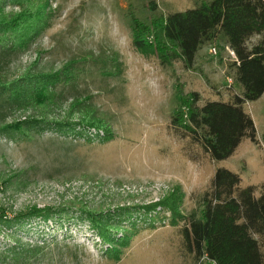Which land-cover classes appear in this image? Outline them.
Listing matches in <instances>:
<instances>
[{
	"label": "rangeland",
	"instance_id": "rangeland-1",
	"mask_svg": "<svg viewBox=\"0 0 264 264\" xmlns=\"http://www.w3.org/2000/svg\"><path fill=\"white\" fill-rule=\"evenodd\" d=\"M42 1L43 28L7 62L0 60L2 80L27 70L61 74L45 107L8 108L0 89L6 124L46 121L25 132H0V264H196L183 246V222L170 225L160 203L178 197L184 215L197 209L217 167L237 173L242 187L264 182V92L243 104L257 141L244 138L229 157L212 161L170 119L180 92H198L199 105L231 101L241 92L225 39L202 44L191 68L180 60L162 66L132 45V17L150 24L152 16L194 8L198 0ZM3 7L6 14L19 11L9 1ZM70 64L73 78L66 82ZM74 95L90 103L109 134L94 128L89 139L82 130L64 133L55 126ZM78 118L74 113L71 121ZM150 205L151 221L142 209L135 212L139 217L123 222L109 243L80 212ZM34 207L67 210L49 220L24 218Z\"/></svg>",
	"mask_w": 264,
	"mask_h": 264
},
{
	"label": "trees",
	"instance_id": "trees-1",
	"mask_svg": "<svg viewBox=\"0 0 264 264\" xmlns=\"http://www.w3.org/2000/svg\"><path fill=\"white\" fill-rule=\"evenodd\" d=\"M6 1L19 11L6 14L3 10ZM45 6L42 0H0V30L4 33L0 37V60L7 62L10 55L26 46L43 28ZM155 8V3H151L150 9ZM253 36L258 37L257 41L249 43ZM220 37L235 54L232 76L241 92L231 101L213 100L202 105L198 104V92H180V105L170 119L172 128L190 136L212 161L229 157L244 138L257 141L254 122L243 104L258 99L264 92V0H198L194 8L152 16L150 24L132 17L133 47L144 56H155L165 67L180 60L191 68L202 44L218 42ZM70 66L63 70L66 82L73 78ZM60 76V72L27 70L16 79H0V89L7 93L3 104L17 109L45 107ZM3 108L0 101V132H25L28 127L46 123L43 118L29 117L6 124L8 113ZM94 112L90 103L74 95L65 118L56 121L55 126L64 133L82 130L89 139L94 128H102L109 134L108 127ZM74 113L79 114L77 121H71ZM240 181L237 173L217 167L197 209L184 215L178 210V197L160 203L170 212V225L183 222L179 227L183 246L195 255L196 264H264V182L242 187ZM141 209L148 216L154 205L120 207L104 213L84 209L80 212L98 237L109 243L123 222H130L132 216L137 219L139 215L135 212ZM66 210L34 207L24 218L49 220ZM153 217L150 214L149 221Z\"/></svg>",
	"mask_w": 264,
	"mask_h": 264
},
{
	"label": "built area",
	"instance_id": "built-area-1",
	"mask_svg": "<svg viewBox=\"0 0 264 264\" xmlns=\"http://www.w3.org/2000/svg\"><path fill=\"white\" fill-rule=\"evenodd\" d=\"M213 52L216 53V49L215 48H213ZM231 55L235 58L234 60H236L235 54H234V52L232 50H231ZM94 133H95V131H94Z\"/></svg>",
	"mask_w": 264,
	"mask_h": 264
}]
</instances>
